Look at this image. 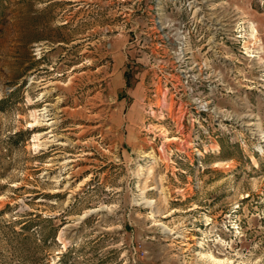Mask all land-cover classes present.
<instances>
[{
  "label": "rangeland",
  "instance_id": "1",
  "mask_svg": "<svg viewBox=\"0 0 264 264\" xmlns=\"http://www.w3.org/2000/svg\"><path fill=\"white\" fill-rule=\"evenodd\" d=\"M0 264H264V0H0Z\"/></svg>",
  "mask_w": 264,
  "mask_h": 264
}]
</instances>
